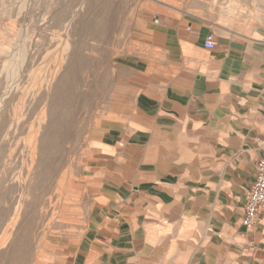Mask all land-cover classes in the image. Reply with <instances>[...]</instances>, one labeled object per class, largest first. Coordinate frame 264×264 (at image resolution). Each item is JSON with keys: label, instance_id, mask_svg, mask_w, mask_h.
<instances>
[{"label": "crops", "instance_id": "crops-1", "mask_svg": "<svg viewBox=\"0 0 264 264\" xmlns=\"http://www.w3.org/2000/svg\"><path fill=\"white\" fill-rule=\"evenodd\" d=\"M132 34L147 50L116 56L85 143L93 208L47 264H264V213L242 225L264 143V25L189 13Z\"/></svg>", "mask_w": 264, "mask_h": 264}, {"label": "rangeland", "instance_id": "rangeland-1", "mask_svg": "<svg viewBox=\"0 0 264 264\" xmlns=\"http://www.w3.org/2000/svg\"><path fill=\"white\" fill-rule=\"evenodd\" d=\"M88 2L0 0V264H47L68 237L83 232L93 208L92 178L84 177L93 165L88 149L78 164L69 157L61 178L52 182L56 135L51 118L65 108L59 98L51 104L60 62L59 72L64 74L73 60L80 73L86 51L99 56L107 30H113L115 59L144 52L134 27L163 15L196 14L220 30L235 19L264 25V0H107L94 8ZM85 12V21L101 23L96 33L80 32ZM111 110L108 119L116 113L114 96Z\"/></svg>", "mask_w": 264, "mask_h": 264}, {"label": "flooded vegetation", "instance_id": "flooded-vegetation-1", "mask_svg": "<svg viewBox=\"0 0 264 264\" xmlns=\"http://www.w3.org/2000/svg\"><path fill=\"white\" fill-rule=\"evenodd\" d=\"M112 32L113 30H107L104 42L98 49L99 56L85 52L86 58L81 63L80 73L76 75L75 69L80 64L73 60L64 68V73H71L67 81L68 91L63 97L65 108L62 111L57 110L51 118L56 135L52 182L61 178L68 166L69 157L77 158L74 163H79L85 148V139L91 138L95 131L96 119L101 115L104 92L108 94L105 96L107 105H111V95L116 84L115 69L112 78V65L115 62ZM76 166L80 170V166Z\"/></svg>", "mask_w": 264, "mask_h": 264}, {"label": "built area", "instance_id": "built-area-1", "mask_svg": "<svg viewBox=\"0 0 264 264\" xmlns=\"http://www.w3.org/2000/svg\"><path fill=\"white\" fill-rule=\"evenodd\" d=\"M204 46L210 50L217 47L216 36L213 32L207 35ZM243 212L242 225L245 228L255 225L260 215L264 213V143L256 166V179L250 189Z\"/></svg>", "mask_w": 264, "mask_h": 264}, {"label": "bare ground", "instance_id": "bare-ground-1", "mask_svg": "<svg viewBox=\"0 0 264 264\" xmlns=\"http://www.w3.org/2000/svg\"><path fill=\"white\" fill-rule=\"evenodd\" d=\"M103 2L109 3V2H107V0H89L88 3L91 4V6L94 8L98 5H102ZM87 11H88V9H86V12ZM86 12H85V14L82 15V17L78 21V23L81 24L83 27V28H81L82 31H80V32L96 33L97 31H99L102 28V25H101V23H98V20L92 19L89 21H85L83 16L86 15ZM60 69H61V62L59 65V70ZM59 70L56 71L52 77L51 85H52V88H54L53 89L54 91L52 92L51 104L54 103L56 98L63 100L64 99L63 97L66 95V92L68 91V85L66 83L67 77L64 78V74H66V73L63 74L62 72H59ZM70 74H68V78L70 77ZM52 115H53V113H52ZM64 188H66V187H64Z\"/></svg>", "mask_w": 264, "mask_h": 264}]
</instances>
